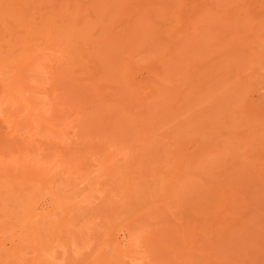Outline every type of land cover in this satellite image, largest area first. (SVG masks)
<instances>
[{
	"label": "rangeland",
	"instance_id": "1",
	"mask_svg": "<svg viewBox=\"0 0 264 264\" xmlns=\"http://www.w3.org/2000/svg\"><path fill=\"white\" fill-rule=\"evenodd\" d=\"M0 264H264V0H0Z\"/></svg>",
	"mask_w": 264,
	"mask_h": 264
}]
</instances>
